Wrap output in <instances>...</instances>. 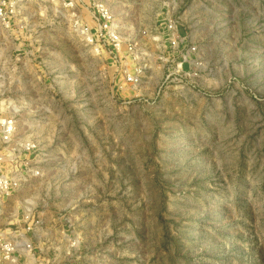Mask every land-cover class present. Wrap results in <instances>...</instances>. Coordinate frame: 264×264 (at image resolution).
<instances>
[{
    "label": "rangeland",
    "instance_id": "374dc122",
    "mask_svg": "<svg viewBox=\"0 0 264 264\" xmlns=\"http://www.w3.org/2000/svg\"><path fill=\"white\" fill-rule=\"evenodd\" d=\"M105 1L138 59L46 3L0 33V107L41 168L11 206L93 211L122 264H264V0Z\"/></svg>",
    "mask_w": 264,
    "mask_h": 264
},
{
    "label": "built area",
    "instance_id": "2783aa9c",
    "mask_svg": "<svg viewBox=\"0 0 264 264\" xmlns=\"http://www.w3.org/2000/svg\"><path fill=\"white\" fill-rule=\"evenodd\" d=\"M31 3H46L58 9L70 31L86 44L106 45L109 56L125 51L133 60L138 59L135 37L129 34L124 40L120 23L105 0H0V33L4 30L12 34L11 27L22 21L21 11ZM164 30L170 62L181 43L176 38L173 19L166 20ZM193 51L194 47H189L180 56L179 68L192 61L185 55ZM143 70L141 66L124 70L123 78L136 85ZM4 110L0 107V264H122L112 249L102 246L101 236L90 243L85 240L94 222L93 211L76 205L58 212L11 206L12 193L29 179L39 177L41 168L35 165L37 144L17 139L14 116Z\"/></svg>",
    "mask_w": 264,
    "mask_h": 264
},
{
    "label": "bare ground",
    "instance_id": "6f19581e",
    "mask_svg": "<svg viewBox=\"0 0 264 264\" xmlns=\"http://www.w3.org/2000/svg\"><path fill=\"white\" fill-rule=\"evenodd\" d=\"M12 109V108H11Z\"/></svg>",
    "mask_w": 264,
    "mask_h": 264
},
{
    "label": "crops",
    "instance_id": "0c3cea01",
    "mask_svg": "<svg viewBox=\"0 0 264 264\" xmlns=\"http://www.w3.org/2000/svg\"><path fill=\"white\" fill-rule=\"evenodd\" d=\"M98 220V219H97Z\"/></svg>",
    "mask_w": 264,
    "mask_h": 264
}]
</instances>
